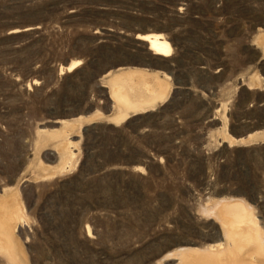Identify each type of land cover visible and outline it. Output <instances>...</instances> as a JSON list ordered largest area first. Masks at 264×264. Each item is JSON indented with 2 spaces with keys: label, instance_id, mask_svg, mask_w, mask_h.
Wrapping results in <instances>:
<instances>
[{
  "label": "rangeland",
  "instance_id": "rangeland-1",
  "mask_svg": "<svg viewBox=\"0 0 264 264\" xmlns=\"http://www.w3.org/2000/svg\"><path fill=\"white\" fill-rule=\"evenodd\" d=\"M21 27L0 39V206L24 215L0 264H178L225 242L215 209L237 201L264 241V0H0V37ZM96 52L108 59L86 66ZM116 77L134 101L146 84L164 97L116 124ZM96 179L100 199L136 192L94 209Z\"/></svg>",
  "mask_w": 264,
  "mask_h": 264
},
{
  "label": "bare ground",
  "instance_id": "bare-ground-1",
  "mask_svg": "<svg viewBox=\"0 0 264 264\" xmlns=\"http://www.w3.org/2000/svg\"><path fill=\"white\" fill-rule=\"evenodd\" d=\"M138 38L146 41L149 49L155 55L167 57L172 52L171 43L162 34L148 33L138 35ZM79 64H81L80 60L75 61L67 67V70H71ZM125 82L126 80L124 81L121 77H116L110 82L113 106L118 107V112L112 117L116 124L124 122L131 110L139 112L152 107L165 94L161 84L155 88L146 84L149 97L134 101L125 90ZM97 113L100 112L97 110ZM221 205L215 210L221 221L225 242L220 241L211 244L206 249L194 247L181 249L176 253L179 257L178 264H239L238 256L246 253H249V264H257L256 256L264 257V241L261 237V229H259L251 211L238 201ZM1 212H5L4 215L1 216ZM22 212V208L18 205L12 206L11 209L7 208L5 211L0 206V249L10 256L15 250L13 249L12 237L10 238L6 232L11 231L13 224L23 218ZM10 234L13 233L10 232Z\"/></svg>",
  "mask_w": 264,
  "mask_h": 264
},
{
  "label": "trees",
  "instance_id": "trees-1",
  "mask_svg": "<svg viewBox=\"0 0 264 264\" xmlns=\"http://www.w3.org/2000/svg\"><path fill=\"white\" fill-rule=\"evenodd\" d=\"M98 1V0H95ZM26 34L25 31H20V32H13L11 34H6L4 37H0V39H8V38H13V37H19ZM104 44L100 43L98 44L97 47L103 46ZM108 59V55L106 53H93L90 54L89 56H85V65L87 66L88 64H90V62L94 65V66H98L100 65L103 61H106ZM108 149V148H107ZM107 149L103 150V153H105L107 151ZM110 153L111 156L108 157H113L112 159H114V161H130L131 157L130 154L127 150L121 148V149H117V148H110ZM114 185H116L114 183ZM122 185V189L119 190L118 187H115V191H114V197L115 199L113 200H105V199H100V194H98V192H100L103 188V184L101 182L100 179H96L95 181L90 182L88 190L92 192L93 194V198L90 200V206L92 208H98V207H108V208H112L115 210L120 209L121 207H123L122 205V198L125 194H134L136 192V189H127L126 184L123 182L121 183ZM78 184H77V179L74 176L73 179H71L69 181V186H68V191L73 195V196H77L80 193H78ZM62 192V191H61ZM61 194H65V192L61 193ZM66 195V194H65ZM63 199V198H62ZM62 202V201H61Z\"/></svg>",
  "mask_w": 264,
  "mask_h": 264
},
{
  "label": "water",
  "instance_id": "water-1",
  "mask_svg": "<svg viewBox=\"0 0 264 264\" xmlns=\"http://www.w3.org/2000/svg\"><path fill=\"white\" fill-rule=\"evenodd\" d=\"M30 28H32V27H21V28H18L17 30H14L15 28H13V29L8 30L7 33L10 34V33H13V32L25 31V30L30 29ZM118 66L119 65H117L115 68H118Z\"/></svg>",
  "mask_w": 264,
  "mask_h": 264
}]
</instances>
